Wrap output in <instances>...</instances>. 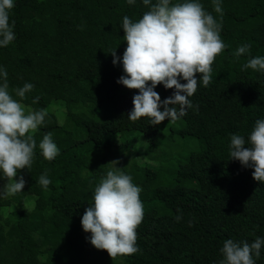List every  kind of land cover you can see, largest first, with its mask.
Returning <instances> with one entry per match:
<instances>
[{
	"label": "trees",
	"instance_id": "16d2710c",
	"mask_svg": "<svg viewBox=\"0 0 264 264\" xmlns=\"http://www.w3.org/2000/svg\"><path fill=\"white\" fill-rule=\"evenodd\" d=\"M200 2L221 23L226 47L215 57L209 84L198 83L190 97L193 108L175 122L152 125L146 116L128 119L138 90L117 83L123 68L110 53L125 50L122 18L138 20L149 6L142 0H15V40L0 48V65L10 92L34 85L24 99L12 92L13 98L26 111L47 115L30 133L37 147L31 172L17 175L26 181L23 191L0 199V264H219L225 239L264 238V183L229 153L231 134L247 140L264 118V72L241 70L251 57L264 56V0H223L222 16L212 0ZM246 43L249 52L237 58V46ZM155 91L163 100L174 89L157 85ZM49 132L59 148L51 161L38 147ZM175 138L198 146L175 153ZM112 161L141 186L143 204L138 251L114 258L96 249L81 225ZM45 171L47 189L37 183ZM256 264H264V246Z\"/></svg>",
	"mask_w": 264,
	"mask_h": 264
},
{
	"label": "clouds",
	"instance_id": "9594fccd",
	"mask_svg": "<svg viewBox=\"0 0 264 264\" xmlns=\"http://www.w3.org/2000/svg\"><path fill=\"white\" fill-rule=\"evenodd\" d=\"M129 5L136 0H126ZM149 6L138 20L127 15L122 18L123 39L126 47L122 56L116 50L111 53L113 64H120L123 75L118 84L137 89L128 112L130 121L148 117L150 124L159 125L167 120L175 122L193 108L190 97L197 91L198 83L207 86L212 79L215 57L226 47L221 39V23L204 9L200 0H142ZM223 0H212L214 11L222 16ZM15 0H0V48L15 40L14 21L10 23V11ZM251 45L237 46L233 53L237 58L249 52ZM264 72V56L251 57L241 65V70ZM199 74V75H197ZM8 73L0 65V199L23 191L26 181L17 179L20 169H30L36 141L30 134L45 121V109L27 110L16 97L24 99L34 85L25 82L22 87L9 91ZM183 81V82H182ZM157 85L174 89L169 97L161 99L155 91ZM35 97L32 103H36ZM46 160H53L59 148L52 133L44 134L38 145ZM229 153L245 168L253 169L252 177L264 183V118L257 119L247 140L239 134H231ZM106 172L92 194V202L81 217L82 229L90 233L89 242L99 250H106L110 257L130 255L138 251L137 226L143 219L141 186L134 184L130 174L118 167ZM37 183L47 189L51 180L47 171ZM181 217L177 215L176 219ZM264 246V238L256 237L251 243L225 239L220 249L223 258L219 264H256Z\"/></svg>",
	"mask_w": 264,
	"mask_h": 264
},
{
	"label": "rangeland",
	"instance_id": "374dc122",
	"mask_svg": "<svg viewBox=\"0 0 264 264\" xmlns=\"http://www.w3.org/2000/svg\"><path fill=\"white\" fill-rule=\"evenodd\" d=\"M170 124L168 122L165 123V127H163V129L165 128H169ZM137 136H140L142 133L141 132H137L136 133ZM108 141H110L111 138H107ZM173 141H175L173 143L174 146L170 149V150H173V152L177 153V152H183V153H188L190 152L191 150L193 149H196L197 146H198V143H197V140L195 139H188V138H175ZM20 174H27V173H30L31 170L30 169H20L18 171ZM107 262L108 261H118L117 264H122L123 261L122 260H106Z\"/></svg>",
	"mask_w": 264,
	"mask_h": 264
}]
</instances>
